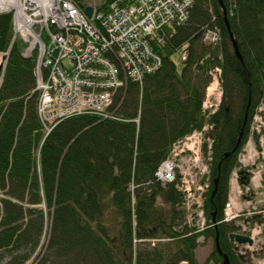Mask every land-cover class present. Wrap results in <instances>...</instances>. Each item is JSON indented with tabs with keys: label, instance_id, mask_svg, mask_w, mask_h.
Returning <instances> with one entry per match:
<instances>
[{
	"label": "trees",
	"instance_id": "1",
	"mask_svg": "<svg viewBox=\"0 0 264 264\" xmlns=\"http://www.w3.org/2000/svg\"><path fill=\"white\" fill-rule=\"evenodd\" d=\"M102 1L100 10L115 0ZM222 1L241 59L220 1L193 0L188 20L165 29L162 68L117 92L119 120L84 114L50 133L38 116L37 57L23 56L11 14L0 15V54L9 53L0 86V264H200L201 239L214 242L205 264H223L218 245L231 264H244L230 239L239 228L223 218L238 154L264 109V0ZM211 31L218 43L205 40ZM217 69L224 96L209 120L208 228L198 233L185 223L176 183L163 185L156 173L175 142L203 127ZM152 239L163 241L152 247Z\"/></svg>",
	"mask_w": 264,
	"mask_h": 264
},
{
	"label": "built area",
	"instance_id": "2",
	"mask_svg": "<svg viewBox=\"0 0 264 264\" xmlns=\"http://www.w3.org/2000/svg\"><path fill=\"white\" fill-rule=\"evenodd\" d=\"M41 2L44 6L37 0H0V14L14 13L13 40L25 45L24 57H37L38 116L47 133L65 119L84 114L119 120L112 108L117 92L130 81L143 84L162 68L157 47L165 43V29L185 23L193 5V0H115L100 10L103 1L99 5L78 0ZM87 7L93 8L92 17L86 14ZM205 40L218 43L219 33L208 32ZM180 59L186 61L188 53H180ZM214 106L209 100L203 104L205 120L214 114ZM214 128L204 123L175 142L156 173L163 185L176 183L185 222L196 232L208 228L204 205L211 186ZM258 181L255 177V186ZM232 187L235 198L250 192ZM242 215L243 209L230 196L224 221L235 222ZM239 233L245 234V227Z\"/></svg>",
	"mask_w": 264,
	"mask_h": 264
},
{
	"label": "rangeland",
	"instance_id": "3",
	"mask_svg": "<svg viewBox=\"0 0 264 264\" xmlns=\"http://www.w3.org/2000/svg\"><path fill=\"white\" fill-rule=\"evenodd\" d=\"M83 3L87 5H99L102 0H82ZM25 48V45H24ZM1 57L3 56L0 54ZM179 70L182 69L183 63L180 60V56L176 55L174 58ZM3 62V61H2ZM217 72V71H216ZM214 79L219 80V84L214 90H210V86L213 84ZM215 80V81H216ZM223 88L220 81L219 75L212 73V79L210 85L205 90V98L203 104L209 100L210 103L215 104L213 107L214 114L217 112L219 105L222 104L223 100ZM209 97V98H207ZM218 105V106H217ZM211 111V109L209 110ZM264 111L263 107L259 109V112L256 113L252 119V124L250 127V132L248 134L247 141L241 150V153L238 157L239 167L234 171L231 178V187L230 194L228 196V201L230 196L233 200L237 201V205L243 209L244 212H256L253 216H250V219H241L239 222L240 225H247L249 222L250 233L246 230L245 235L249 236L253 241L254 245H244L237 246L235 250L238 255L241 257V260L244 264H264V231L262 229L261 219L264 218V117L261 112ZM213 114V115H214ZM212 115V116H213ZM208 120H204L205 126L207 125ZM259 141V142H258ZM260 145H259V144ZM185 157L181 159L183 163ZM189 160V158H186ZM188 164V161H186ZM246 170V174L249 175V180L247 182H240L239 172ZM238 173V174H237ZM235 174L238 180H235ZM257 178V185H254V178ZM186 179L190 180L189 177ZM241 185H240V184ZM242 186L243 189L250 188V192L245 193V196L236 197L233 194L232 186ZM227 201V202H228ZM226 202V203H227ZM226 205V204H225ZM257 225V226H256ZM49 236V227L46 229L43 239H42V249L45 247ZM163 241V239H152ZM148 241L150 245L156 246L158 243L156 241ZM202 245L197 250V258L200 264H205L206 259L213 252L214 242L212 239L209 240H200ZM183 264V263H182ZM213 264V263H211Z\"/></svg>",
	"mask_w": 264,
	"mask_h": 264
},
{
	"label": "water",
	"instance_id": "4",
	"mask_svg": "<svg viewBox=\"0 0 264 264\" xmlns=\"http://www.w3.org/2000/svg\"><path fill=\"white\" fill-rule=\"evenodd\" d=\"M220 1V4L222 6V9L224 10V16H225V21H226V24H227V28H228V31L230 33V36H231V40H232V43H233V46H234V51H235V54L241 59V56H240V53H239V49H238V45L237 43L235 42V39H234V36H233V33L231 31V28H230V25H229V22H228V19H227V12H226V8H225V5L223 3L222 0H219ZM86 14L89 16V17H92L93 15V8L92 7H87L86 10H85ZM2 61L1 64H0V82L2 81L3 79V76H4V70L6 68V62L8 60V57H9V54L8 53H4L2 54ZM218 181L216 180L215 181V184H217ZM215 193V191H214ZM231 239H235L236 242L240 243V244H250V245H253V240L248 237V236H242V235H236V234H232L230 236ZM218 244V243H217ZM217 250H218V253L222 256L223 258V264H231L230 262V259L228 257V255L224 254L221 252L220 250V246L218 245L217 246Z\"/></svg>",
	"mask_w": 264,
	"mask_h": 264
},
{
	"label": "bare ground",
	"instance_id": "5",
	"mask_svg": "<svg viewBox=\"0 0 264 264\" xmlns=\"http://www.w3.org/2000/svg\"><path fill=\"white\" fill-rule=\"evenodd\" d=\"M80 3H82V1L81 0H78ZM37 2L39 3V5H42V6H44V4L41 2V0H37ZM48 4V3H47ZM46 4V5H47ZM83 4V3H82ZM3 14H6V13H3ZM7 14H11V16H12V18L14 17V13L13 12H10V13H7ZM0 15H2V14H0ZM1 62H2V57H1V55H0V64H1ZM218 86V82L217 81H215L211 86H210V90H214L213 88H216ZM108 119H111V118H108ZM105 120V119H104Z\"/></svg>",
	"mask_w": 264,
	"mask_h": 264
},
{
	"label": "flooded vegetation",
	"instance_id": "6",
	"mask_svg": "<svg viewBox=\"0 0 264 264\" xmlns=\"http://www.w3.org/2000/svg\"><path fill=\"white\" fill-rule=\"evenodd\" d=\"M219 108H220V105H219L217 111L219 110ZM216 113H217V112H216ZM251 124H252V122H251ZM250 127H251V126H250ZM214 132H215V128H214V130H213V133H214ZM240 153H241V152H240ZM240 153L238 154V157H239ZM210 171H211V167H210ZM255 213H256V212L251 213V216H253Z\"/></svg>",
	"mask_w": 264,
	"mask_h": 264
}]
</instances>
